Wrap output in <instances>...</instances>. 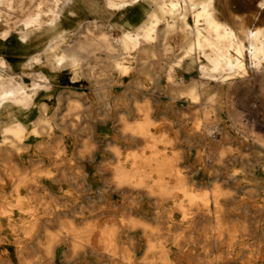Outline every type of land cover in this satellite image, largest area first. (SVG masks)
I'll list each match as a JSON object with an SVG mask.
<instances>
[{
	"label": "bare ground",
	"instance_id": "6f19581e",
	"mask_svg": "<svg viewBox=\"0 0 264 264\" xmlns=\"http://www.w3.org/2000/svg\"><path fill=\"white\" fill-rule=\"evenodd\" d=\"M189 1L193 10L200 5ZM211 1L194 15V26L185 15L181 25L167 24L165 54L172 52L170 33L182 32L184 43L165 67H145L157 57L147 51L158 39L155 11L154 23L142 32L114 38L100 29L95 39L109 51L98 52L97 59H106L107 67L89 69L87 94L70 88L56 94L48 75L26 80L0 71V156L6 157L0 166V264H182L185 255H195L194 264H264V243L251 242L250 228L254 207L264 213V130L257 128L254 96L245 84L246 53L263 74L264 28L239 39L214 18ZM180 9L171 3L172 15ZM124 54L143 66H126ZM53 55L57 64L71 60L73 67L63 70L74 74L73 84L84 79L78 57ZM186 59L188 81L174 69ZM5 66L0 58V68ZM132 71L145 79L121 82L119 76ZM239 86L247 97L244 111ZM130 106L139 115L134 122L126 116ZM24 109L28 120L39 113L29 126L18 114ZM167 125L175 136L163 129ZM182 126L190 144L185 148L177 142ZM215 134L218 145L208 141ZM198 141L204 151H194ZM101 148L115 161L95 166ZM13 158L36 162L20 168ZM78 158L83 162L74 164ZM66 170L79 180L77 190L69 189ZM62 180L66 188L58 184ZM110 190L126 191L129 209L103 221ZM256 191L263 199L259 205ZM101 200L107 210L95 213ZM146 203L151 208L145 212Z\"/></svg>",
	"mask_w": 264,
	"mask_h": 264
},
{
	"label": "crops",
	"instance_id": "0c3cea01",
	"mask_svg": "<svg viewBox=\"0 0 264 264\" xmlns=\"http://www.w3.org/2000/svg\"><path fill=\"white\" fill-rule=\"evenodd\" d=\"M31 1L33 2V0ZM41 1V16L39 20L44 15L51 14V17L48 18L49 27L46 29V34H49L48 38L44 40L39 36L35 42L32 40L28 41L29 34L36 30L35 26L37 25H33L32 22L38 18L37 14H35V18L24 21L25 29L23 28L13 31L12 28L8 26L0 30V58L6 63L5 68H0V71L5 72L10 76L23 78L26 80L36 78L42 74L48 75L54 84L53 88L56 94H59L60 92H67L69 88L73 89V91L77 94H87L89 93L90 89L89 85L93 82V80H91V76L89 75V69L96 67H107L106 59H97L98 52L103 53L109 51L108 49L104 48V46L98 45L95 39V35L100 29L111 32L114 38L122 36L125 31H132L134 33L142 32L148 29L152 23H154L157 13V17L161 21L157 25L154 36H156L158 39L150 43L152 46L149 47L147 51L149 50L159 53V59H149V63L145 67H165L166 62L174 60L175 55L180 51V46L184 43V36L182 32L175 31L170 33V39L166 42L174 45V51H172V53L168 54L167 56L166 54H163L165 50L162 44L164 43V30L166 29L167 24L173 25L177 23L178 25H181V20H179V18L182 17V15H185L188 25L190 27L194 26V15L202 11L203 4L208 0H193L194 2L200 4L199 7L197 6L194 10L190 7L189 0H153V7L147 5L145 0H103L102 5L98 2H94L93 0L89 2L84 0ZM262 1L263 0H256L254 2L253 8L250 10H243L240 3L236 2V0H212L210 2V11L213 13L214 18L217 21L232 29L239 39L245 40V36L248 32L262 29L264 27L248 29L246 32H244V35L241 36L238 32L239 30L233 26V21L245 20L251 17L253 21H259L264 10ZM23 2L24 0L19 1V5L15 7L14 0H0V13H3L4 6H6L5 8L8 11H10L8 6L19 10L22 8ZM66 2H69L70 4L68 7L69 9L66 11V13L60 15V13L63 12L61 9L59 10V7H61V5L63 6ZM172 2H178L181 5V9L178 13L179 16L177 13L174 15L170 13V6ZM189 15L192 16L193 23L189 22ZM199 26L201 28L206 26L204 20L200 21ZM177 29L180 30L181 28L178 27ZM245 43H247V41H245ZM54 50L58 53V55L66 54L70 57L73 55L78 57L80 61L79 67L85 69L84 79H77V84H73L74 74L72 72L63 70V68L67 69L73 67L71 65V60L68 59L63 64H57L53 55ZM124 56L127 58L122 59V62L125 63L126 66L136 69H139L143 66L141 64L142 60L136 59L135 57H133L134 60H129L128 55L124 54ZM36 57H39V60L35 61ZM98 61L100 62L99 65ZM189 66V60L187 59L184 60L180 65H175V76L177 78H181L183 76L185 81H188L190 74L186 70ZM158 77L159 76H154V78ZM119 78L121 82L125 84L133 83L135 80L145 79V77L139 74L138 71H132L128 75L119 76ZM154 82H164V79H156ZM65 83H67V85H64ZM75 96H73V98H76ZM85 97L86 95H83L80 97V99ZM66 104L67 103L65 102L63 110H65L67 106ZM14 109L16 111L15 113H17L18 108L15 107ZM18 114L23 125L28 126L39 115L37 109L30 120L26 118V109L19 112ZM4 159H6L5 155L0 156V166L2 165ZM11 163L17 165L20 168H25L31 165L29 159L21 160L18 158H13ZM52 164V161L47 160L45 162V165L49 166L50 168H53V166H51ZM65 172L67 175L70 173L68 170ZM55 173L59 175L61 174V170L58 169L55 171ZM60 184L62 188L67 187L63 180L60 182ZM60 186L56 185L55 188L60 189ZM10 190L11 186H7L6 191L8 192Z\"/></svg>",
	"mask_w": 264,
	"mask_h": 264
},
{
	"label": "rangeland",
	"instance_id": "374dc122",
	"mask_svg": "<svg viewBox=\"0 0 264 264\" xmlns=\"http://www.w3.org/2000/svg\"><path fill=\"white\" fill-rule=\"evenodd\" d=\"M19 1H21V0H14L15 7H17L19 5L18 4ZM84 1L89 2L92 0H84ZM93 1L98 2L101 5L103 4V0H93ZM255 1L256 0H244V1L236 0V2L240 3L241 8L243 10H250L251 8H253ZM39 2H42V1L41 0H37V1L33 0V2H32L31 0H24V2L22 4V8L19 10L12 8L11 6H8V9L10 10V11H8L5 8L6 6H4L3 7V13H0V30L4 29L5 27H8V26L11 27L13 31L23 29V28H25L24 21L30 20L31 18L32 19L35 18L36 17L35 14H37L38 18L36 20H34V23L32 22L33 25H37V26H35L36 30H34L32 33L29 34L28 41L32 40L33 42H35V41H37L39 36L42 37L44 40H46L48 38V35H49V34H46V31H47L46 29H48V27H49L48 18L51 17L50 16L51 14L50 15H44L39 20V18L41 16V12H40L41 7L40 8L38 7ZM145 2H147V5H150L152 7L154 6L153 0H145ZM69 5H70L69 2H66V3H64L63 6L61 5V7H59V10L61 9V11L63 12V13H60V15H63L64 13H66V11H68ZM261 16H262L261 19L257 22L253 21L252 17L245 19V20H234L233 26L235 28H237L239 30L238 32L240 33V35L243 36L244 32H246L248 29H256L258 27H264V10H263ZM188 19H189L190 23H193V18L191 15L188 16ZM169 39H170V36L168 37V40ZM173 46L174 45H172V51H174ZM163 53L165 54V51ZM170 53H172V52H170ZM170 53H167L166 56ZM158 55H159V53H157V57L153 58V59H159ZM133 57L134 56L131 55L128 58H129V60H134ZM147 60H148V58H147ZM245 62H246V66H247V69L249 72V74L245 78V82H246L245 84L248 86V89L250 90L249 93L254 96V103H255L254 109L256 110V111L255 110L254 111L257 112L255 122H256L258 130H261L262 128L264 130V119H263V116H264V65L262 67L263 74H261L253 68V63L250 60L248 53H246V55H245ZM235 92H236L237 96H239V98H240V101H239L240 103H238L239 108L241 111H244V109L246 107L245 102L247 100V97H245L246 96L245 88L243 86H239ZM132 109H133V106H130V109L126 113V116H127V119L129 122H134L139 117L137 115V113H135L136 111L134 109L132 111ZM170 116L172 117V115H170ZM91 117L92 116H90V118ZM115 122H114L115 123L114 125L118 126L119 122L118 121H115ZM188 123L190 124L191 120H189ZM176 124L178 126V123H175V125ZM163 129L167 130L169 135L175 136V128L172 125H167ZM195 136H196V134L194 133L193 138H195ZM215 136H216V134H215ZM215 136L209 137L208 141L214 145H218V144H220L221 139H220V136L218 134L216 137ZM177 137H178V139H177L178 146H180V148H185V147L190 146V144L185 142L186 141V138H185L186 137V131L183 128V126L180 127V129L177 133ZM201 144L199 142V144L196 145V147L194 149L195 152L196 151H198V152L204 151L203 149H205V147L202 148L203 146H200ZM105 149L101 148L100 150L99 149L97 150L96 157L94 160L95 166H97L102 160H107L108 162L110 161L111 163L115 161L114 157L107 150L105 151ZM46 160H47V158H46ZM48 160L52 161L50 158ZM82 160L83 159L78 158L75 160L76 162L74 164H81L83 162ZM29 161L31 162L30 166H32L34 164V162H36V161L30 160V159H29ZM74 175L75 174H73V173L68 175V178L70 177L69 180L71 181V182L69 181L70 182L69 189H71V190H74V188H75V190L78 189L77 183L79 182V180H77V178H75ZM58 184L61 185L60 182H58ZM259 194H260V192L256 191L257 197H256L255 201H256L257 205H259L258 203L260 201H263V199L261 198V196H259ZM128 197H129V194L126 191L118 192V191H111L110 190L109 191V199H107V200H109L112 203L109 206L110 211H108L106 214H104L103 221H106V220L112 221V220L118 219V217L120 215H122L126 211H128V209H129ZM95 207H96L95 213L99 212L102 207L103 208L101 209V211H104L103 213H105V210H107L108 206H107V202H105L104 200H101L95 205ZM145 207L147 208V210ZM150 208H151V206L149 203H146L143 205V210H145V212L149 211ZM251 214H252V219H251V224H250L251 233H252V241L251 242L252 243H255V242L264 243V213L259 210L258 206H256V207H254L253 212ZM160 220H161V223H163L162 221H164V219L161 218ZM257 237H258V239H257ZM185 256L181 258L182 264H194L193 260H194L195 255H185ZM209 256L211 257L213 255H209Z\"/></svg>",
	"mask_w": 264,
	"mask_h": 264
}]
</instances>
